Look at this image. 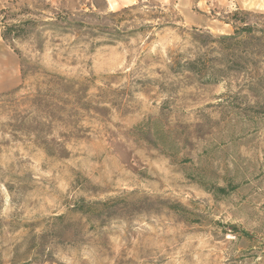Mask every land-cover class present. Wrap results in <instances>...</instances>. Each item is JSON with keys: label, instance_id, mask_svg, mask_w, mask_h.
<instances>
[{"label": "rangeland", "instance_id": "rangeland-1", "mask_svg": "<svg viewBox=\"0 0 264 264\" xmlns=\"http://www.w3.org/2000/svg\"><path fill=\"white\" fill-rule=\"evenodd\" d=\"M263 32L264 0H0V264H264Z\"/></svg>", "mask_w": 264, "mask_h": 264}, {"label": "crops", "instance_id": "crops-1", "mask_svg": "<svg viewBox=\"0 0 264 264\" xmlns=\"http://www.w3.org/2000/svg\"><path fill=\"white\" fill-rule=\"evenodd\" d=\"M21 84V68L18 59L0 44V93L17 88Z\"/></svg>", "mask_w": 264, "mask_h": 264}, {"label": "trees", "instance_id": "trees-1", "mask_svg": "<svg viewBox=\"0 0 264 264\" xmlns=\"http://www.w3.org/2000/svg\"><path fill=\"white\" fill-rule=\"evenodd\" d=\"M235 32L237 33V35H248L254 32V28L249 25H245L244 27H235ZM228 39H232V37ZM194 65V63H188V66L194 67Z\"/></svg>", "mask_w": 264, "mask_h": 264}]
</instances>
